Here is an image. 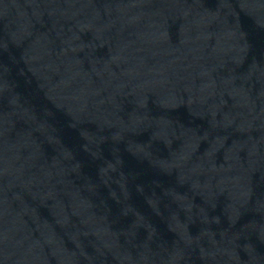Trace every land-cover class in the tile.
<instances>
[{"label": "water", "instance_id": "1", "mask_svg": "<svg viewBox=\"0 0 264 264\" xmlns=\"http://www.w3.org/2000/svg\"><path fill=\"white\" fill-rule=\"evenodd\" d=\"M0 264H264V0H0Z\"/></svg>", "mask_w": 264, "mask_h": 264}]
</instances>
